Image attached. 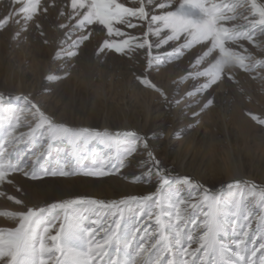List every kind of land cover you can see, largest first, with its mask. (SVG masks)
<instances>
[{
    "label": "rangeland",
    "instance_id": "obj_1",
    "mask_svg": "<svg viewBox=\"0 0 264 264\" xmlns=\"http://www.w3.org/2000/svg\"><path fill=\"white\" fill-rule=\"evenodd\" d=\"M120 2L126 6L134 5V0ZM8 4L9 0H0V14L5 12ZM40 5L28 31L19 38L13 39L17 26L11 22L0 29V94L5 97L0 105L15 112L13 115L12 111H0V126L7 127L10 121L15 123V116H19L21 127L17 129V134L28 132L29 125L34 127L35 121L30 113L19 112L23 102L18 104L13 99L9 103L7 99L26 95L55 121L73 129L107 130L113 134L136 131L148 137L150 150L161 162V167L175 178L169 195L173 199L179 196L188 205L200 204L201 208L204 207L202 201L205 190L185 185L180 178L192 176L211 188L242 179L264 184V125L251 118V115H256L264 119V69L251 74L237 70L235 81L225 78L219 86L189 97L187 93L193 92L203 82V78L194 80L189 76L196 57L193 55L195 49L186 50L179 59L165 60L149 70V78L167 93L166 101L158 93L140 85L133 74L143 72L147 49H137L128 56L111 50L98 52L102 37L97 32L80 46L76 57L55 59L58 41L64 38L66 31L59 25L69 23L67 15L72 12L71 0H40ZM61 10H64V16L60 15ZM155 11L159 12V9ZM238 12L248 15L244 9H238ZM132 22L138 25L137 28L118 27L141 37L143 29L140 25L143 22L135 18H132ZM234 23L246 22L237 20ZM45 40L48 43H44ZM254 41L264 44V36L257 31ZM241 43L258 59L264 58V53L254 44L247 41ZM172 44L169 42L160 50L153 48V54L171 51ZM237 50L243 52L239 47ZM48 75L59 79L49 81ZM206 98L213 99L214 103L201 112ZM193 112L199 115L194 116ZM222 121L226 122V130ZM123 143L121 140L120 145ZM117 148L116 143L109 144L95 136L71 143H42L40 140L33 143L27 137L17 140L9 147V151L16 160L22 161L21 170L11 174V184L7 181L0 184V192L4 193L0 195V212L20 210L21 206L15 203V199L24 201L28 206L43 207L77 197L107 202L129 195L144 196L155 192L159 180L154 174L147 175L144 163L147 154L142 149L128 157L119 172L104 177L79 174L82 166L91 168L105 164L110 167L107 161L115 159ZM59 168L71 169L76 174L43 176L45 169L52 171ZM33 170L37 172V179L24 175L25 171L31 173ZM142 174L143 178L137 181L135 178ZM18 188L20 191H17ZM207 193L223 197L233 207L236 201L244 206V218L233 223L236 218L229 217L220 239L233 249L241 239L246 241L248 249H253L254 245L258 249L259 244L264 242V226L260 224L264 216V204L259 198L260 191L236 184L231 189ZM8 196L14 199L9 200ZM79 211L81 217H89L85 221L88 224L103 221L107 225L105 216L111 214V210L99 206L84 205L79 207ZM193 211L195 214L191 218H199L201 223H187L184 226V240L185 247H189V251L194 254L189 257L180 254V259L186 260L187 264L193 261L195 264H216L218 257L211 251L205 253L197 250L199 236L203 232V212L200 208L193 210L189 207L186 215ZM126 215L131 223L139 220L140 225H152L153 232L156 231L155 217L151 221L147 215L140 219L139 211L134 217L129 213ZM10 226L12 222L0 216V227ZM241 227L249 233L247 237ZM189 237H192L190 246ZM160 255L173 258L171 253ZM164 264L167 262L164 261ZM256 264H259V255Z\"/></svg>",
    "mask_w": 264,
    "mask_h": 264
},
{
    "label": "snow or ice",
    "instance_id": "obj_2",
    "mask_svg": "<svg viewBox=\"0 0 264 264\" xmlns=\"http://www.w3.org/2000/svg\"><path fill=\"white\" fill-rule=\"evenodd\" d=\"M136 3L138 6H135ZM40 7V0H9L7 9L0 14V29L11 22L17 26L13 39L19 38L28 31L29 24L33 22ZM71 8L72 12L67 15L69 23L59 25L66 31L64 38L58 41L59 49L55 53V59L76 57L80 46L97 32L102 37L98 52L111 50L128 56L137 49H147L143 72L133 74L140 85L158 93L166 101L167 93L149 78V70L165 60L179 59L185 55L186 50L195 49L193 55L196 57L189 76L194 80L203 78V82L193 92L187 93L189 97L219 86L225 78L235 81L237 70L251 74L264 69V58L258 59L241 43L247 41L254 44L264 53V44L254 41L257 31L264 36V0H134L133 6H126L120 0H71ZM238 9H244L248 15H242ZM60 15H65L64 10L60 11ZM132 18L143 22L140 25L143 29L141 37L133 36L118 27L122 25L130 29L137 28L138 25L132 22ZM237 20L246 23H234ZM36 27L39 28V25ZM152 37L157 39L152 40ZM169 42H173L171 51L153 54V48L160 50ZM44 43L48 41L45 40ZM234 45L243 49V52L238 51ZM47 79L54 81L59 77L48 75ZM7 99L9 103L13 99L18 104L22 101L23 106L19 108V112L30 113L35 125H29L28 132L17 134L21 123L20 117L15 116V123L10 121L7 127L0 126V184L5 181L11 184V174L21 170L22 161L16 160L9 151V147L17 140L27 137L33 143L37 140L42 143H71L92 136L109 144L116 143L117 155L114 160L107 161L110 167L105 164L91 168L82 166L79 174L104 177L119 172L125 166L126 159L142 149L147 154V160L144 161L148 169L147 175L154 174L159 184L155 192L149 195H129L107 202L77 197L42 207L28 206L24 201L15 199V203L21 206L20 210L0 212V216L12 222L10 227H0V264H164V261L167 264H187L186 260L181 261L180 254L189 257L194 253L189 251V247H185L184 226L189 222L201 223L199 218H191L194 211L186 215L189 207L193 210L200 208L203 212V232L199 236L198 251H211L218 257L216 264H256L258 255L259 264H264V242L259 244L258 249L254 245L250 250L246 241L241 239L233 249L220 239L229 217L236 218L233 223L244 218V206L241 202L236 201L233 207L223 197L208 195L207 190L202 201L203 208L200 204L188 205L179 196L173 199L169 193L175 178L170 177L168 171L161 167V162L150 150L148 137L141 136L136 131L113 134L107 130L100 132L89 128L73 129L55 121L26 95ZM0 101H5L2 94ZM206 101L201 112L214 103L213 99L206 98ZM0 111H12L15 115L13 109H5L2 105ZM193 115L198 116L199 113L193 112ZM251 118L264 125V119L256 115H251ZM121 140L124 141L123 145H120ZM73 174H76L73 170L64 168L43 171V176ZM24 175H30L32 179L38 178L35 170L31 173L25 171ZM142 178L143 174L135 179L139 181ZM180 179L185 185L199 187L187 176ZM235 183L239 184L240 181ZM227 187L231 189L233 185L229 184ZM0 195L4 193L0 192ZM259 198L264 204V189L260 190ZM8 199L13 200L14 197L8 196ZM84 205L111 210V214L105 216L107 225L103 221L99 224L96 221L86 223L89 217H81L79 211V207ZM149 208L153 210L148 211ZM204 208L207 210L204 211ZM137 211L140 212V219L147 215L151 221L155 217V232L152 225L145 227L140 225L139 220L136 223L130 222L126 213L134 217ZM260 224L264 226V216L261 217ZM241 231L245 237L249 235L243 227ZM141 232L143 235H140ZM188 243L190 246L192 237L188 238ZM160 253H171L173 258H168L167 255L161 257Z\"/></svg>",
    "mask_w": 264,
    "mask_h": 264
},
{
    "label": "trees",
    "instance_id": "obj_3",
    "mask_svg": "<svg viewBox=\"0 0 264 264\" xmlns=\"http://www.w3.org/2000/svg\"><path fill=\"white\" fill-rule=\"evenodd\" d=\"M189 178H191L193 180V182L198 185L199 187L203 188L204 190H207L208 192H212V193H217V192H221L225 189H227L228 185L229 184H232V185H236L235 182L231 181V182H226V183H222V184H219L215 187H208L204 184H201L196 178L192 177V176H187ZM240 183L237 184V185H241V186H247L249 188H252V189H256L258 191H260L261 189H264V184L262 183H257V182H254V181H250V180H246V179H242V180H239ZM253 185H255V188H253Z\"/></svg>",
    "mask_w": 264,
    "mask_h": 264
},
{
    "label": "bare ground",
    "instance_id": "obj_4",
    "mask_svg": "<svg viewBox=\"0 0 264 264\" xmlns=\"http://www.w3.org/2000/svg\"><path fill=\"white\" fill-rule=\"evenodd\" d=\"M222 125H223V127H224V129H225L226 122H225V121H224V122L222 121ZM226 129H227V128H226ZM226 129H225V130H226ZM142 169H143V168H142ZM142 169H141V171H142ZM147 171H148V169H147ZM153 186H154V185H153ZM151 187H152V184H151Z\"/></svg>",
    "mask_w": 264,
    "mask_h": 264
}]
</instances>
